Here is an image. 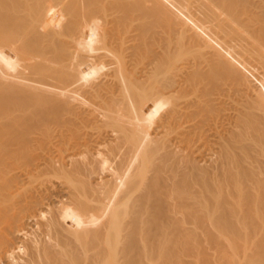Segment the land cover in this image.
Wrapping results in <instances>:
<instances>
[{"label":"bare ground","instance_id":"bare-ground-1","mask_svg":"<svg viewBox=\"0 0 264 264\" xmlns=\"http://www.w3.org/2000/svg\"><path fill=\"white\" fill-rule=\"evenodd\" d=\"M216 233L264 264V0H0V264Z\"/></svg>","mask_w":264,"mask_h":264},{"label":"rangeland","instance_id":"rangeland-1","mask_svg":"<svg viewBox=\"0 0 264 264\" xmlns=\"http://www.w3.org/2000/svg\"><path fill=\"white\" fill-rule=\"evenodd\" d=\"M69 37L70 36H68L67 39H65V40L63 39V40L64 41L70 40ZM216 234L217 235L212 234V235H208V236L200 235L198 245L195 247V249L192 248L195 251H193L190 248L191 247L190 243L184 244L182 247V249H183L182 259H184L183 261L185 262L187 260L185 262L186 264L190 261H191L190 262L191 264L192 263L193 264H221V263L227 264L230 260L232 262L234 259L239 261V262L246 261V259L252 253V247L245 245L246 241L251 239L250 235L249 236L248 235L236 236V235H222V234H218V233H216ZM262 238H263V236H262ZM255 239L260 240V237L258 236L256 238H254L253 240H255ZM233 243L238 244L239 246L237 245L236 247H234ZM191 251H193V252L191 253ZM227 260H228V262H227Z\"/></svg>","mask_w":264,"mask_h":264}]
</instances>
